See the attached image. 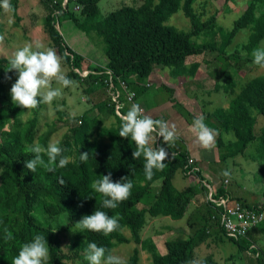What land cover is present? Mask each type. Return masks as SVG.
<instances>
[{
	"label": "trees",
	"instance_id": "16d2710c",
	"mask_svg": "<svg viewBox=\"0 0 264 264\" xmlns=\"http://www.w3.org/2000/svg\"><path fill=\"white\" fill-rule=\"evenodd\" d=\"M40 1L48 11L43 22L44 32L56 48L62 64L69 68L67 77L81 85L86 84L84 93L97 92L98 87L107 88V69L112 71L118 88L121 81L125 82L128 89L135 90L137 98L138 91L144 89L142 86L151 87L148 80L157 66L169 69L174 77L188 78L194 76L200 66L197 59L188 63L191 57L207 54L228 62V67L222 68L215 91L229 96V106L216 109L203 118L204 122L217 133L215 147L220 162L244 156L249 145L255 142H258V159H264V124L256 129L258 118L262 117L264 121V74L243 81L241 73L245 65L253 63V49L264 47V0H251L231 28L218 24L215 16L199 26L196 21L198 0H143L138 7L124 5L107 16L102 15L98 6L101 0H70L65 9L61 7L62 0L56 3V0ZM235 1L225 0L226 4ZM256 4L260 10L258 16L254 13ZM75 6L79 9L75 10ZM11 9L17 16L16 1ZM3 10L0 8V17ZM55 10L60 13L54 15ZM179 11L190 21L188 31L166 25ZM65 15L80 30L88 34L94 32L102 39L108 60L104 68L87 65L84 56L64 42L55 22ZM244 29L250 31L247 41L227 53L234 37ZM2 34L3 23L0 20V42ZM9 60L0 58V123L3 129L0 130V264H11L22 244L31 242L37 234L44 235L49 245L46 264H88L84 259L85 241L95 242L112 252L117 244L139 241L147 225V217L180 220L185 216L199 189L178 190L173 179L179 171L186 177L190 158L188 151L177 139L168 145L161 143L160 147L165 148L169 158L165 167L154 169L153 178L147 180L143 157L133 158L134 142L119 136L121 119L115 114L112 101L95 106L101 115L90 119L85 114L75 119V122H81L80 125L75 123L71 126L58 142L66 150L63 155L70 157L64 168L57 167L52 173L39 166L35 173L28 170L25 161L32 159L33 154L27 149L36 143L39 115L44 107L40 103L31 109L29 120H22V115L28 110L16 106L11 100L10 90L13 81L18 79V73L8 72ZM73 68H86L89 73L82 76ZM122 112H127L125 107ZM107 118H113L110 124H106ZM54 131L55 126H49L38 138V143L47 147ZM150 146H156L154 138ZM83 153L89 154L86 161L80 159ZM44 159L47 161L46 156ZM109 173L113 182L127 177L133 184L128 199L115 209L104 208L103 197L90 188L93 180ZM260 175L264 179V169ZM198 177L203 179L201 171ZM60 180L64 183L61 184ZM156 182H160V189L151 198ZM215 195L217 198L230 197L223 183L215 189ZM236 201L244 203L241 198ZM96 209L109 216H117L120 227L107 236L86 230L84 240L64 243L61 235ZM211 212L212 208L206 211L207 223L212 221ZM216 226L223 233L222 228ZM5 229L12 233V239L6 238ZM254 229L246 237L228 240L241 252L258 254L257 264H264V252L258 250L255 241L258 234H254ZM125 230L130 233L129 237ZM210 235L205 225L188 239L166 242V254L152 250V264H187L192 260L194 250ZM202 261L203 264H215L212 255ZM125 264H140V251L134 249Z\"/></svg>",
	"mask_w": 264,
	"mask_h": 264
},
{
	"label": "rangeland",
	"instance_id": "374dc122",
	"mask_svg": "<svg viewBox=\"0 0 264 264\" xmlns=\"http://www.w3.org/2000/svg\"><path fill=\"white\" fill-rule=\"evenodd\" d=\"M142 2L143 0H101L98 6L102 15L107 16L124 5L138 7ZM250 2L251 0H236L234 3L226 4L225 0H198L196 4V10L198 12L196 16L197 24L201 26L208 18L215 16L218 24L225 28H231L234 20L242 15L249 7ZM33 4H38L37 0H20V7L19 9L17 8V16L14 15L12 9L9 11L3 10L0 17L3 23V34L0 42V58L11 59L14 52L25 44H32L34 50L35 46L39 44L42 45L43 48H53L57 53L48 35L44 32V19H39V21L37 20L34 22L27 12ZM258 6L259 5L256 4L254 8L255 16H258L260 13ZM56 23H58V30L64 42L75 52L83 55L87 65H95L103 68L106 66L108 60L104 52V43L102 39L98 38L96 33L93 32L88 34L80 30L66 15L56 19ZM35 25H39V28L35 27ZM166 25L174 26L183 31H188L190 29V21L185 18L182 11L174 14ZM249 34L250 31L248 29L239 31L234 37L232 45L228 47L227 53L233 52L238 45L246 42ZM263 45L264 41L262 42V46ZM193 59H197L200 62L202 61L205 74H207V68H210V76L220 75L222 68L228 67L229 65L228 62L224 61L222 58H215L213 55L205 54L196 58L191 57L188 59V63ZM62 69L67 76L69 68L62 64ZM241 73L244 77L243 81H248L256 76L263 75L264 68L255 66L253 63H248L243 67ZM204 77L206 78L205 75ZM14 83L13 81V84ZM85 87L86 84L81 85L75 82V87L64 88L62 96L55 99L52 104L42 103L44 109H42L39 115L36 143H38V138L52 125L55 126V131L50 141L60 142L69 128L77 123L74 121L75 119L85 114H87V117L90 119L97 115H101V112L95 106L102 102L111 103V97L107 88L98 87L97 92L89 94L84 93ZM202 91H205V94L200 93L201 90H199L195 94V97L197 100L199 99L201 103L205 102L208 104L204 109L205 112L211 113L216 109L227 107L229 96H226L222 92H209L205 88H203ZM151 92H155L157 95L159 94V104L168 100L167 92L162 86L156 84V82L150 89V93ZM187 112L196 115V113L189 108H187ZM193 115L190 117L185 114V118L190 124L197 118ZM31 116L32 112L28 110L22 115V120L26 122ZM109 118L106 119V124H110L113 120V118L108 120ZM258 121L257 130L264 124L262 117H259ZM77 125H80V123L78 122ZM1 127L2 124L0 123V130H3ZM184 134L186 135V133ZM230 138L233 139L232 136ZM257 145L258 142L249 145L244 156H237L233 159L220 162V166L222 167L219 171L220 176H225L224 173L226 171L229 173V175L224 178H228L230 183L224 188L234 197L244 198L249 205L261 201L264 197V179L260 175L261 169H264V159H258ZM234 162H236L237 166H235ZM184 177L185 176L179 171L173 179V184L178 190H183L190 185V181L184 180ZM195 178L196 177L192 179ZM159 189L160 182H156L152 188L151 198L154 194L158 193ZM191 206L190 204L187 213L180 220H172L170 218L152 219L147 217L148 222L141 233V239L139 241H132L129 244H117L112 253L121 256L124 261L127 262L134 249H138L140 251V264H152V250H158L160 253L166 254V242L188 239L193 236L197 230L206 225L211 235L206 242L194 250L192 259L199 258L202 260L212 255L215 264H257L256 254L252 251H239L238 247L231 243L224 236L221 229L216 226L217 221L212 220L207 223L206 211L209 207L206 203L204 205L205 210L201 209V212H196L195 208L192 209ZM140 207H142V205H140ZM254 231V234H258L255 237L258 250L259 252H264V222L257 226ZM125 235L129 237L130 233L125 230ZM85 237L86 230L80 232L75 227L71 228L65 235H61V239L64 243L84 240Z\"/></svg>",
	"mask_w": 264,
	"mask_h": 264
},
{
	"label": "clouds",
	"instance_id": "9594fccd",
	"mask_svg": "<svg viewBox=\"0 0 264 264\" xmlns=\"http://www.w3.org/2000/svg\"><path fill=\"white\" fill-rule=\"evenodd\" d=\"M0 8L5 11L11 10L10 0H0ZM251 55L253 64L264 68V47L253 49ZM8 65V72L18 73V79L10 90L11 100L13 104L25 110L35 109L40 103L50 105L62 96L64 88L75 87V81L64 74L61 57L53 48H43L42 45L37 44L34 50L32 44H25L14 52ZM120 119L119 136L130 138L134 142L136 147L133 158L137 160L143 157L145 178L151 180L154 169L162 170L165 167V161L169 158V153L164 147L150 146L153 133L162 137L164 143L168 145L176 137V125L146 115L138 103L132 104L126 113L120 115ZM191 130L196 141L204 149L210 150L214 146L217 133L204 122L203 117L193 120ZM27 151L33 154V158L25 161V165L33 173L36 172L38 166L52 173L57 167L64 168L70 161V157L63 155L66 150L55 141H50L47 147L35 143L29 146ZM44 156L47 157V161ZM88 156V153L80 154V159L86 161ZM224 175L227 176L229 173L226 171ZM99 177L92 181L90 188L94 193L103 197L104 208L115 209L119 203L128 199L133 184L127 177L120 182H113L111 173ZM59 182L64 183L63 180ZM119 227L117 216H109L105 211L97 209L92 215L83 217L75 224V228L80 232L88 230L103 233L105 236ZM5 234L7 239H12V233L7 229H5ZM85 243L87 246L84 259L88 264H125L121 256L113 254L105 247L98 246L95 242L85 241ZM48 257L47 239L44 235L37 234L31 242L22 244L11 264H46ZM187 264H203V261L193 258Z\"/></svg>",
	"mask_w": 264,
	"mask_h": 264
},
{
	"label": "crops",
	"instance_id": "0c3cea01",
	"mask_svg": "<svg viewBox=\"0 0 264 264\" xmlns=\"http://www.w3.org/2000/svg\"><path fill=\"white\" fill-rule=\"evenodd\" d=\"M14 1H16L17 8L19 9L20 0H10L11 5ZM37 2L38 4H33L27 11L34 22L37 20L39 21V19H44L48 13L44 4H42L40 0H37ZM35 27L39 28V25H35ZM198 62L200 63L199 69L194 74V76L188 78L174 77L171 75L169 69L157 66L154 69L153 75L148 80L151 83V87L145 88L142 86L144 89H140L138 91L135 103H138L140 106L144 107L147 111V115L152 116L154 119H164V121L176 125L177 132L175 139H177L178 142H180L186 148L189 156L197 161L203 179L208 181L214 189H217V187H220L222 183L225 187L227 184L224 183V180H228V178H224L225 176H220L219 171L222 169V167L220 166V160L218 158L215 144L210 150L204 149L202 146H200L191 130L192 124L188 123L185 118V114L189 115L190 117L193 115V113L191 114L187 112V108L196 113V115L194 114L196 117L204 118L213 113H207L204 111L208 104L205 102L201 103L199 99L197 100L195 94L199 90H201L200 93L205 94V91H202L203 88L207 89L209 92H216L215 85L216 82L219 81V75L210 76V68H207V74H205L202 61ZM155 82L159 86H162L168 95V100L162 104H159L158 102L159 94L157 95L155 92L150 93V89L154 86ZM131 105L132 104H126L123 107L128 110ZM228 106L229 98L227 107ZM184 133H186V135ZM234 164L237 166L236 162H234ZM184 180L190 181V185L187 188L199 187V192L195 196V199L191 201V208H195L196 212H201V209L205 210L204 191L202 190L201 185L198 183V179H192L186 176L184 177ZM229 183L230 181H228V184ZM230 198L235 200L238 199V197H234L232 194H230ZM241 199L244 203H247L244 198L241 197ZM262 201H264V197L261 201L253 203V205ZM208 207L211 208L209 205Z\"/></svg>",
	"mask_w": 264,
	"mask_h": 264
},
{
	"label": "built area",
	"instance_id": "2783aa9c",
	"mask_svg": "<svg viewBox=\"0 0 264 264\" xmlns=\"http://www.w3.org/2000/svg\"><path fill=\"white\" fill-rule=\"evenodd\" d=\"M69 1L70 0H62V9L67 7ZM56 2L57 0L54 1V3ZM74 9L78 10L79 7L75 6ZM58 13H60L59 10L54 11V15H57ZM56 27L57 29L59 28L58 23H56ZM73 70L82 76H86L89 73L87 69L73 68ZM106 73L108 75V79L105 81L107 84V91L111 97L114 112L120 118V115L124 114L122 112V109L124 108L123 106L126 105V103H134L136 92L135 90L128 89L126 83L122 81L120 88H118L112 71L107 69ZM142 108L147 115L146 109L144 107ZM153 138L156 143V148H159L161 143H164L163 138L158 137L155 133H153ZM187 168L186 176L190 178L196 177L198 179V183L204 191V201L213 209L211 220L217 221V225L222 228L227 239L238 240L246 237L252 229L264 222V201L255 205H249L231 199L230 197L217 198L213 186L208 181L198 177V173L201 170L194 158L190 157L188 159ZM224 183L228 184V180H225ZM256 256H258V254H256Z\"/></svg>",
	"mask_w": 264,
	"mask_h": 264
}]
</instances>
